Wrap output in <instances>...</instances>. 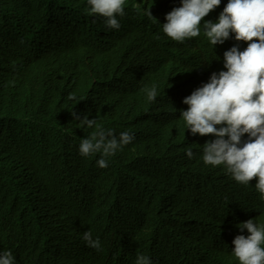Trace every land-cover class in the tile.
<instances>
[{
  "label": "clouds",
  "instance_id": "9594fccd",
  "mask_svg": "<svg viewBox=\"0 0 264 264\" xmlns=\"http://www.w3.org/2000/svg\"><path fill=\"white\" fill-rule=\"evenodd\" d=\"M128 1L135 2L138 6H132L126 0H44L42 15L36 19L34 26L45 24L50 17L58 19L62 17L65 12H54L51 5L54 4L57 8L62 9L66 2H68L67 10L76 13L77 18L71 19L69 16L71 14H69L65 20H59L53 24V28L57 30L59 26L63 27L62 33L64 35L74 37L90 34L99 22L98 19L89 15L79 16L81 15V8L90 11L91 16L98 14L105 17L106 24L111 29L118 30L121 27L117 16L128 20L132 27L131 32L119 33L117 40L110 44L97 41L93 49L82 48V52L88 54L91 50L103 51L104 56L108 59L114 57L119 63H125L135 68L136 71L133 76L138 78L135 87L138 90L146 91L150 106L156 112H160L166 106H172L176 111V113L164 118L160 117L158 113L153 117L151 113L149 118L163 123L183 118L188 129H190L187 133L199 134L189 135L186 141L188 145L178 148L173 155L168 157L169 160L177 162L180 160L179 158L185 156L188 159H182L180 166L190 162L191 166H188L187 170L192 166L203 167L199 175L205 174L206 169L219 170L218 173L221 175L230 173L234 179L229 181L227 185L234 187L230 191L219 189L216 199L223 192L230 196L238 192H253V206L259 215H264V0H181L182 6H178L176 2L167 5V2H172V0ZM211 11H213V16L218 22L213 23L205 20ZM147 18H151V20L164 19V23L156 29L148 24L150 20ZM82 21L92 24L89 25V32L78 34L77 28L84 24ZM72 24H77V26L73 28ZM232 33L235 34L237 42L229 50L225 51L222 48L217 50V48L210 46V43L214 46L223 44ZM166 35L177 41L179 47V42L188 39L189 47H183L184 56L189 58L187 62L182 64L180 56L175 51L168 53L158 48V42L167 39ZM199 35V40H196ZM67 45L73 48L78 47L74 43ZM107 48L112 50V54H107ZM73 50L64 47L60 55H55L56 52L51 51V53L42 56L41 63L46 62L49 70L51 67L49 66L50 60L55 59L58 64L57 68H59V62L63 58L70 57ZM195 55L199 57V62H196ZM152 58L155 61H150ZM215 60L219 63H214ZM99 61H103V57ZM191 62H194L195 66L191 65ZM197 63L205 69L200 77L195 73L198 68ZM75 65H79L77 67L82 69V72H79ZM117 66L107 64V66L100 68L96 62H90L84 57L73 55L66 67L57 69V71L63 76L70 71L69 69L73 68L76 73L86 72V74L104 78L101 86H99L100 88L103 87L101 92L98 94L92 91L96 103L98 98H101L107 91L106 83ZM170 70L181 74L180 79L176 82L177 85L186 83L185 73L193 75L192 77H195L193 79L201 80L211 75L209 81L205 80L204 84L198 83L196 85L194 83L191 85L192 87L184 88L193 91L190 96L183 100V103L188 106L187 110L183 109L182 105L176 106L170 102L174 98L182 97L184 91L177 96L174 91L157 93L155 86L151 88L146 83L155 75L159 77V82L163 83V86L171 88L168 81ZM50 71L48 74L51 73ZM91 71H98L96 73L99 74H93ZM146 72L153 74L144 75ZM128 84L132 85L131 83ZM66 97L63 95L53 98L60 100ZM125 97L126 101L132 99L131 91H125ZM162 98L166 99L163 101ZM69 99L75 98L70 94ZM83 117V115L79 116L72 113L68 118L63 119L66 121L65 127H60V124L56 122L53 127L54 134L51 135L46 131L47 124L45 132L50 137L55 135L52 140L59 147L61 139H68L71 136L84 137L79 146L80 154L87 157L94 153H100L101 158L97 161L98 166L102 169L109 167L112 179H123L126 171H128L126 167L122 169L126 155L118 149L130 144L134 136L127 131L121 132L117 136L113 131H106L99 127L93 116ZM74 125H77L78 130ZM95 126L96 131H94ZM81 128L83 130L91 128V130L86 133L81 132ZM158 136H164L162 127H160ZM178 138L180 139V135ZM203 145V153H197L193 160L192 156L195 153L192 152V149L200 148ZM165 147L168 146L165 145ZM156 149L157 146H154L151 151ZM66 153L71 155L69 151ZM113 155L119 158H116L111 166L108 165V159L113 158ZM89 169V166L82 167L79 164H74L69 173L73 178L80 179ZM187 170L175 171V180L171 184L179 187L183 192L189 181ZM149 173L159 175L158 165L156 169H147L142 175ZM206 176L211 178L212 174H206ZM217 177L219 178L218 175ZM253 178H258V182L252 185ZM66 181H69L68 185L75 187L70 179ZM212 189L213 187L209 185H200L191 196L194 201L199 202L200 198ZM191 190L187 189L184 194H188ZM73 192L77 191L73 190ZM79 192L82 193L80 190ZM69 194H72L71 189H69ZM99 198L101 199V197ZM134 198L140 201L141 193H135ZM134 198L128 199L129 205L133 203L132 199ZM152 227L154 225H151ZM238 227L241 231L247 229L250 235L247 237L237 235L234 238V257L238 259L239 264H264V226H258L253 219H249L239 224ZM160 229L162 228H158L156 231ZM104 237L105 233L103 240L107 242L108 250L112 254V257L106 259V264H135L123 249V243L128 239L136 243L137 238H139V229L130 233L114 230V241ZM83 239L89 247L100 249V241L98 238H92L91 231H86ZM162 239H167V230L165 229H162L154 237V242H160ZM118 247V254L120 255L115 256L116 253L113 251L114 248ZM161 249L170 256L166 251V246ZM66 261L67 252L63 259L57 260V263H66ZM35 263L37 261L33 258H14L10 251L0 254V264ZM136 264H151V261L147 256L139 255ZM172 264H175L173 260Z\"/></svg>",
  "mask_w": 264,
  "mask_h": 264
},
{
  "label": "bare ground",
  "instance_id": "6f19581e",
  "mask_svg": "<svg viewBox=\"0 0 264 264\" xmlns=\"http://www.w3.org/2000/svg\"><path fill=\"white\" fill-rule=\"evenodd\" d=\"M178 1L181 0H172V2H167V5L173 4V2L179 4ZM0 2H5V0H0ZM126 2L130 3L132 6H138L135 2H129L128 0H126ZM67 3L68 2H66L62 9L54 10V12L59 13L65 12L62 17L59 19L50 17L46 20L45 24H37L30 30L29 34L24 35L22 43H18L12 38L6 39L4 34L2 35L0 29V51L6 50L9 52L1 57L0 61L4 58L19 54L15 53L16 49L28 51L31 54L39 56H45L47 53H51V51L56 52L55 55H60L61 50H63L67 44L74 43L77 44L78 47L74 48L70 57L63 58L62 61L59 62V68L57 69L66 67L71 57L77 55L90 60V62L98 63L100 68L101 66L102 68L103 66H107V64L118 65L117 71L111 75L113 79L109 83H106V103L100 108L95 106L96 100L91 93H84L82 91L71 94L75 98L72 100L69 99L70 95L60 100L49 97L46 91V84L52 81V77L42 82H36L40 87V96L38 97L40 102L35 107L32 118L25 119L21 116V113H18L24 123V128L17 137L22 141H27L28 145L22 147L19 152L11 156L7 168L17 169L23 167V172L30 179L34 178L37 179L36 182L48 185V189H51L53 194L47 196L49 190L48 192L44 190V192H41L38 200L21 206V213L16 222V231L14 234L24 241L27 252L38 263L57 262V260L60 261L63 259L66 256L68 246L72 244V240L68 239V237L58 239L56 233L59 232V229L65 228L69 230L71 227L75 228L80 222L77 218H72L68 213L65 216V211L63 212V209H66L68 205H66L61 199V196L57 194L55 188L60 186L65 180L70 179L71 183L85 195L82 207L94 208L98 203L99 197L107 202L108 209L112 214L109 218L110 224L115 226L119 224V217L115 214L114 210L118 205H123L132 212L133 225L139 227V238H137L133 249L129 252V257L135 264L139 255L147 256L151 264H172L173 259L176 260L178 264H228V261L223 259V257L229 251L234 250L235 246L233 242H228V239L221 237L219 241H225L224 249L216 253L215 244L217 239L215 230H211L210 227L217 224L218 229L226 228L233 230L234 234H238L241 229L234 230V223L236 221L246 222L249 219H253L255 222L256 215H254L252 210H248V207L252 204L237 203L239 199L244 197L246 192H238L230 197L216 199V196L219 194V189L230 191L234 187L233 185H227L229 181L234 179L230 173L221 175L218 173L219 170L206 169L205 174L199 175L203 167L192 166L187 170V167L191 166L190 162L184 166H180L181 160L187 157H181L177 162L169 160L168 157L173 155L178 148L188 145L186 141L189 135H194L192 132L191 134L187 133L190 129H188L183 118L167 121L165 123L149 118L151 113L153 117L158 113L160 117L164 118L170 114L176 113V111L172 106H166L160 112H156V110L150 106L146 91L138 90L135 87L138 82V78L133 76V73L136 71L135 68L125 63H119L114 57L108 59L104 56L103 51L97 52L91 50L88 54L82 52V48L93 49L97 41L110 44L117 40V35L119 33L131 32L132 27L128 20L117 16L121 27L118 30L111 29L107 26L105 17L99 16L98 14H93L91 16L90 11L81 8V15L79 16L84 17L89 15L92 18L98 19L99 22L95 25L90 34L71 37L53 28L55 22L65 20L69 14H75L73 11L67 10ZM11 5L15 6L19 5V3H13ZM6 15V12L0 11V18L7 19ZM147 19L150 20L148 24L156 29L164 23V19ZM205 20L212 21L213 23L218 22L213 16V11L205 17ZM8 24L10 30L13 31L12 25L10 23ZM76 26L77 24H72L73 28ZM35 29L42 30V34H40L42 38L46 36L45 34L48 35L51 46H47L44 43L36 44L34 42L33 30ZM166 38L167 39L158 42V48L168 53L175 51L180 56V62L182 64L187 62L189 58L184 56L183 47H189L188 39L179 42V47L177 46V41L172 40L168 36ZM236 42L235 34L232 33L223 44L214 46L210 43V46L217 48V50L222 48L227 51L232 48ZM111 51L110 48H107V54H112ZM101 57H103V61L100 62L99 60ZM195 58L196 62H199V57H197V55H195ZM150 61H155V59L152 58ZM53 63H55V59L50 62L49 66H52ZM214 63L219 62L215 60ZM191 65L195 66L194 62H191ZM196 65H198V68L195 73L200 77L205 69L203 66L201 67L199 63ZM77 66L75 65V68ZM52 69L55 68L52 66ZM78 69L77 67V70ZM43 71L44 67L40 69V74L43 73ZM79 72H82V69H79ZM96 72L98 71H91L93 74H99ZM168 73L170 74L168 81L171 88L163 86V83L159 82V77L155 75L147 80L146 83L149 84L151 88L155 86L157 93L174 91L177 96L184 91V88L192 87L191 85L194 83H196V85H198V83L204 84L205 80L209 81L211 77V75H208L202 80L193 79L195 78L192 77L193 75L185 73L187 79L186 83L177 85L176 82L180 79L181 74L174 73L171 70ZM151 74L153 73H144V75ZM82 75H84L85 78L88 77L86 72ZM33 77L35 78V76ZM81 77L82 76H76L75 79L79 80ZM119 79L128 80L132 85L121 81H114ZM4 80L5 76L2 77L1 81ZM3 90L4 89L0 87V97L4 95ZM125 91H131L133 96L132 99L125 101L123 96ZM186 93L188 92L184 94L186 95ZM165 99L166 98H162L163 101ZM181 105L183 109H188L186 104ZM72 113H76L79 116H87L88 118L93 116V118L97 120V125L99 127H102L106 131L111 130L117 136L125 131L134 136L130 144L123 146L122 149H118L123 151L126 155L122 163V169L126 167L128 171H126V175L123 179H112L109 173V167L102 169L98 166L97 161L101 158L100 153H94L87 157L80 154L79 146L84 137L71 136L68 139H61L60 148L62 153L66 155V152H71L70 162H65L63 158H56L49 154L47 145L50 140L43 141L41 147L35 145L34 141L43 134L46 128L45 126L50 121L53 120L58 122L60 127L63 128L66 126V121L63 119L68 118ZM160 127L163 128V137L158 136ZM96 130L95 126L94 131ZM179 135L180 139L178 138ZM165 145L168 147H165ZM154 146H157V149L151 151V148ZM10 148L14 149L15 146L10 145ZM203 148L204 145L200 146V148L192 149V152L195 153L192 158H195L197 153H203ZM154 161L158 165L160 174L154 175V173H149L148 175H142L147 171L148 164ZM76 163L82 167H90L80 179L73 178L69 173V170ZM179 170H187L189 173V181L184 190L185 192L187 189H192L188 194H184L183 191H179L177 187L171 185L175 180V171ZM206 174H212V177L208 178ZM254 183L255 181L253 178L251 184L253 185ZM200 185H209L213 187V189L205 193L194 206H188L194 201L191 195ZM138 192L142 195L140 201L134 198V194ZM44 197L46 198L42 201L40 198ZM181 197L182 200L177 201V199ZM129 198H134L132 199L133 203L131 205L127 202ZM175 201L177 202L173 203ZM223 203L235 204L224 209L221 208ZM158 220L180 223L185 232L197 228L196 225H192L193 221L199 223V221L202 220H210V222L209 228L202 230V233L199 235L193 233L185 236L180 232H171L169 236H174L175 238L162 239L160 242L155 243L154 237L162 231V229L156 231ZM151 225H154V227L151 228ZM208 233H211V235L205 237ZM3 235L4 234L0 233V238L3 237ZM242 235L246 237L248 232H244ZM182 242H200V244L195 248H192L191 245L179 247V244ZM164 246L171 247L172 254L170 256L161 249ZM5 251H10L12 255L16 254L12 244L8 240L0 244V254ZM212 253H214L213 258L211 257ZM233 258L237 260L236 264H239L238 259L235 258L234 255L229 259Z\"/></svg>",
  "mask_w": 264,
  "mask_h": 264
},
{
  "label": "trees",
  "instance_id": "16d2710c",
  "mask_svg": "<svg viewBox=\"0 0 264 264\" xmlns=\"http://www.w3.org/2000/svg\"><path fill=\"white\" fill-rule=\"evenodd\" d=\"M44 0H5V2H0V11H4L7 13L6 18H0V29L2 31V35L6 39H14V41L18 43H22L24 39V35L29 34L30 30L34 27V22L42 15V5ZM13 3H19V5H11ZM51 7L56 10L57 8L54 4ZM12 25L13 31L10 30L9 24ZM58 30L63 32V27H58ZM42 34V30H33L34 42L36 44L44 43L47 46H50V39L48 35L42 38L40 36ZM68 49H74L72 46H65ZM9 53L6 50L0 51V58ZM16 54L13 57L4 58L0 61V87L4 90V95L0 97V233L4 234L3 237L0 238V244L4 241L8 240L16 254L12 255L15 257H27L33 258L27 252L24 241L20 239L15 233L16 222L21 213V206L27 203H30L34 200H38L41 192H48L47 196H51L53 193L51 189H48V185L43 183L36 182L37 179H30L24 172L23 167L17 169L7 168L9 164L11 156L15 153L19 152L20 149L26 145H28L27 141L20 140L17 135L23 130L24 123L19 117L18 113H21V116L25 119H31L33 116V111L35 107L39 104L38 97L40 96V87L36 84V82H42L52 77V81L46 84V91L49 97H52L55 93L61 92V88L59 86L53 87L51 90L47 88L48 84H59L62 80V76L57 71V62L53 63V67L55 69H51L54 71L51 76H45V71L40 74V63L42 56L31 54L28 51H21L20 49H16ZM52 59V58H50ZM53 60H50V62ZM51 66V67H52ZM117 71L114 70L113 73ZM112 73V75H113ZM83 73H72L67 72V88L64 91L65 96L70 94H76L79 92H86L92 94L93 83L96 81L97 76L88 75L87 78L82 75ZM5 76V80L1 81L2 77ZM35 76V78L33 77ZM76 76H82L81 79L76 80ZM45 77V78H44ZM113 79L111 76L108 79V83ZM40 80V81H39ZM121 81L123 83H130L128 80H114ZM21 85V86H20ZM107 92V91H106ZM98 98V101L95 103V106L100 108L104 106L105 102V94ZM184 94L182 98H174L171 102L180 106L183 103V100L190 96L193 91L190 89H184ZM125 101V92L123 93ZM99 97V96H97ZM23 108V109H21ZM56 124L55 121H50L48 125L54 126ZM45 140H50L47 145V151L49 154L56 158H63L65 162H70V154L66 153L64 155L60 149V147L54 143L52 138L44 131L41 136H39L35 141V145L38 147L42 146V142ZM10 145L15 146L14 149L10 148ZM77 164V163H76ZM157 163L154 161L148 164V169H156ZM255 183L258 182V178H254ZM64 182L60 184L55 191L57 194L61 196V199L64 201L68 207L63 209L65 211V216L70 214L72 218H77L80 222L75 228L71 227L68 229H59L58 239H62L64 237H68V239L72 240V244H70L67 248L68 251L82 249L86 252V255L80 258L79 264H106L104 253L101 249L102 237L105 230L112 229L118 230L126 233L133 232L139 227H135L133 225V214L130 210L123 205H118L114 208L115 214L119 217L118 226L112 225L109 223V218L112 215L109 211V207L107 202L102 199H98V203L94 208L91 207H82V203H84L85 195L83 193H75L71 195H61V189ZM179 191V187H177ZM230 197V195L225 192L221 193L218 196V199ZM46 197L40 198L42 201L45 200ZM182 200L178 198L177 201ZM177 201L173 202L176 203ZM198 202L193 201L188 206L196 204ZM239 204L250 203L252 204L248 207V210H252L254 215H256L255 223L258 226H264V215H259L257 210L254 208V194L253 192L246 193L243 198L237 201ZM233 205L235 203H232ZM232 206L229 203H223L221 208L227 209ZM154 215V214H152ZM164 217V216H163ZM210 220H202L197 223L196 221L192 222V225H196L197 228L192 229L190 231H183V226L180 223H173L171 221L165 222L162 220H158L156 224V229L162 228L167 230V239L175 238L174 236H169L171 232H180L181 234L188 236L193 233L199 235L202 233V230L209 228ZM241 221H236L234 223V230L239 229L238 225L242 224ZM211 230H215V235L217 242L215 244V252L222 251L224 249L225 241H219V238L224 237L228 239V242H233L234 238L237 235H242L244 232H248L247 229H243L238 234H234L233 230H229L226 228H217V224H214L210 227ZM86 231H91L93 239H99L100 241V249H94L87 245L85 240L83 239V235ZM6 232V235H5ZM98 232V234H97ZM211 233L205 235V237H209ZM250 235V233H248ZM247 235V236H248ZM246 236V237H247ZM200 244L197 242H182L179 244V247L191 245L192 248L197 247ZM135 242L130 240L125 251L129 256V252L133 249ZM166 251L169 255L172 254L171 247L166 246ZM120 255V254H118ZM233 250L229 251L223 259L228 261V264H236V259H229L232 257ZM214 253H212L211 257L213 258ZM34 259V258H33ZM175 264H178L176 260H174ZM42 264V263H35ZM47 264H58L57 262H49Z\"/></svg>",
  "mask_w": 264,
  "mask_h": 264
},
{
  "label": "water",
  "instance_id": "95a60500",
  "mask_svg": "<svg viewBox=\"0 0 264 264\" xmlns=\"http://www.w3.org/2000/svg\"><path fill=\"white\" fill-rule=\"evenodd\" d=\"M179 2V4H178V6H182V2L181 1H178ZM76 14V13H75ZM75 14H72L71 16H70V18L71 19H76L77 18V14L75 15ZM77 20H79V19H77ZM81 21V20H80ZM83 22V21H82ZM84 24H81L78 28H77V31L79 32L78 34H83V33H87V32H89V30H90V28H89V25H91L92 23L91 22H83ZM94 23V22H93ZM199 38H200V35L199 36H197L196 37V40H199ZM197 51V50H196ZM51 69H52V67H50ZM50 68H49V71H50ZM70 71H68V72H72V73H76V71H74V69L73 68H71V69H69ZM45 71V76H46V78H47V76H51L52 74H53V72L52 73H50V74H48V69H47V71L46 70H44ZM51 72V71H50ZM55 72V71H54ZM45 78V77H44ZM104 79V78H103ZM103 79L102 78H100L99 76H97V79H96V81L93 83V86H96V87H92V90H90V91H94V92H96V93H98L99 94V92H101V90H102V88L103 87H99V86H101V83H102V81H103ZM55 86H59L60 88H61V92H59V93H55L53 96H52V98L54 97V96H63V95H65L64 94V91H66V88H67V86H68V84H67V73L65 74V75H63L62 76V80H61V82L59 83V84H48L47 85V88L49 89V90H51L53 87H55ZM183 97V96H182ZM181 96L179 97V98H182ZM53 127L54 126H51V125H48L47 126V132H49V134H51V135H53L54 134V131H53ZM74 127L76 128V130H78V128H77V125H74ZM91 130V128H87V130H83L82 128H81V132H88V131H90ZM45 131V130H44ZM48 134V133H47ZM48 134V135H49ZM50 136V135H49ZM55 136V135H54ZM54 136H51V138L52 137H54ZM55 143V142H54ZM113 158H109V157H107V158H109L108 160H109V164L108 165H113V163H114V161H115V159L116 158H119V157H117V156H115V155H113L112 156ZM193 160H194V158H193ZM193 160H191V161H193ZM65 182V184H64V186H62V189H61V195H70L69 194V189H71L72 190V194H75V193H80L79 192V190H77L74 186H71V185H68V183H69V181H64ZM73 190H75V191H77V192H73ZM113 231L114 230H112V229H108L107 228V230H105V237L108 239V240H112V241H114V239H113ZM103 233V234H104ZM104 237V238H105ZM129 241H130V239H128L127 241H125L124 243H123V249H126V247H127V245H128V243H129ZM101 249H102V251H103V253H104V258H105V261H107L106 259L107 258H110V257H112V254L109 252V250H108V246H107V242L106 241H104L103 240V237H102V243H101ZM114 253H116L115 254V256L118 254V252H119V247L118 248H114V251H113ZM86 255V252L84 251V250H82V249H77V250H72V251H68L67 250V261H66V263H61V264H79V262H80V258H82V257H84ZM19 259V258H18Z\"/></svg>",
  "mask_w": 264,
  "mask_h": 264
},
{
  "label": "flooded vegetation",
  "instance_id": "af4514ba",
  "mask_svg": "<svg viewBox=\"0 0 264 264\" xmlns=\"http://www.w3.org/2000/svg\"><path fill=\"white\" fill-rule=\"evenodd\" d=\"M40 66H43V67L45 68V70L47 71V69H48V65H47L46 62H42V63H40Z\"/></svg>",
  "mask_w": 264,
  "mask_h": 264
}]
</instances>
